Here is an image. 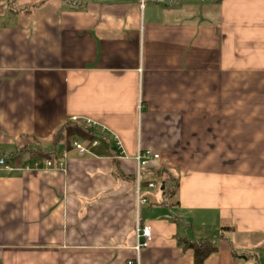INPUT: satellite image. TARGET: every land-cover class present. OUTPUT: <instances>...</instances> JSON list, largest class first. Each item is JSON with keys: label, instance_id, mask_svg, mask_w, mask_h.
I'll use <instances>...</instances> for the list:
<instances>
[{"label": "crops", "instance_id": "obj_1", "mask_svg": "<svg viewBox=\"0 0 264 264\" xmlns=\"http://www.w3.org/2000/svg\"><path fill=\"white\" fill-rule=\"evenodd\" d=\"M1 157V264H264V0H0Z\"/></svg>", "mask_w": 264, "mask_h": 264}, {"label": "built area", "instance_id": "obj_2", "mask_svg": "<svg viewBox=\"0 0 264 264\" xmlns=\"http://www.w3.org/2000/svg\"><path fill=\"white\" fill-rule=\"evenodd\" d=\"M71 120L77 123H81L83 128L89 132H95L98 137H106L107 140L113 141L117 148L119 149V154L117 157H127L126 150L124 148L123 142L119 135L112 131L108 126L105 124L99 122L98 120H95L90 117H81V116H73L71 117ZM98 137H95L92 140V146H96L99 144ZM75 146L80 151L81 154L85 153H92L91 149L82 144L79 141H75ZM63 158L60 159L54 158H44L43 160H36L34 164L32 165H25L24 169H38L41 165V162L44 163V165L48 168H63L65 165L64 157L65 154H63ZM160 154L152 152L151 150H142L139 149L137 154L135 155V160L137 163V170H136V199H137V206H136V212H137V223H136V236H137V249L140 250L141 248L147 247L150 244V241L152 240V228L149 224H143L141 222V219L139 218V212L141 205L148 202V198L145 197L142 194L143 189V179H142V173L143 169L146 168L151 162L157 161L160 159ZM0 165L3 166L6 169L12 170L14 167L10 165V162L7 160L6 157L0 158ZM148 187L151 189L159 188L161 184H156L153 181L148 182ZM1 264V261H0ZM129 264H139L137 261H130Z\"/></svg>", "mask_w": 264, "mask_h": 264}, {"label": "trees", "instance_id": "obj_3", "mask_svg": "<svg viewBox=\"0 0 264 264\" xmlns=\"http://www.w3.org/2000/svg\"><path fill=\"white\" fill-rule=\"evenodd\" d=\"M31 152H32L33 156L38 155L40 157L43 155H48V154L41 152L40 150L39 151L38 150L37 151H31ZM165 172H166V170H159V171H156V175L158 178H160L161 176L164 175ZM164 180H165V182H164L165 185L163 188V192L168 190L167 176L165 177ZM173 193H174V191L172 193L169 192V195L171 196V195H173ZM180 241H181V243H183V246L185 248L193 250V252H194V264H205L206 259L212 253L216 252L218 249L217 246L215 244H213L210 240H204L202 242H190L186 239H181Z\"/></svg>", "mask_w": 264, "mask_h": 264}, {"label": "rangeland", "instance_id": "obj_4", "mask_svg": "<svg viewBox=\"0 0 264 264\" xmlns=\"http://www.w3.org/2000/svg\"><path fill=\"white\" fill-rule=\"evenodd\" d=\"M188 167V166H187ZM178 179H176L175 177H173L172 175L170 176L169 179H167V183H168V192H173L176 189V186L178 185ZM160 182V181H159Z\"/></svg>", "mask_w": 264, "mask_h": 264}, {"label": "water", "instance_id": "obj_5", "mask_svg": "<svg viewBox=\"0 0 264 264\" xmlns=\"http://www.w3.org/2000/svg\"><path fill=\"white\" fill-rule=\"evenodd\" d=\"M164 185V184H163ZM163 188H164V186H163Z\"/></svg>", "mask_w": 264, "mask_h": 264}]
</instances>
